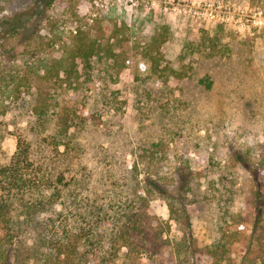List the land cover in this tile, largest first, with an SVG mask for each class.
<instances>
[{"label":"rangeland","instance_id":"374dc122","mask_svg":"<svg viewBox=\"0 0 264 264\" xmlns=\"http://www.w3.org/2000/svg\"><path fill=\"white\" fill-rule=\"evenodd\" d=\"M78 30L97 42L98 53L77 83L32 75L16 85L31 75L37 56L67 57ZM148 52L157 66L152 83ZM42 87L75 114L73 161L87 176L84 202H101L117 189L119 198L127 196L124 176L134 156L151 141L168 142V158L151 176L153 225L169 224L166 234L178 235L157 190L175 184L177 170L190 171L202 192L188 205L194 236L200 246L226 241L230 252L233 234L242 233L246 195L264 193V0H0V162L18 135L36 155L50 153L42 136L53 112L44 129L34 111ZM139 170L144 180L147 172ZM148 257L142 253L136 264H151ZM197 257L194 264H219L203 252ZM153 258L175 263L171 246Z\"/></svg>","mask_w":264,"mask_h":264},{"label":"trees","instance_id":"16d2710c","mask_svg":"<svg viewBox=\"0 0 264 264\" xmlns=\"http://www.w3.org/2000/svg\"><path fill=\"white\" fill-rule=\"evenodd\" d=\"M97 48L87 32L78 30L67 57L37 56L28 64L31 75L18 78L16 85L29 82L32 75L45 83H77L80 69L86 74L91 68ZM146 55V78L152 83L157 80L155 55ZM50 98L54 96L49 89L42 87L34 106L37 126L44 129L46 113L53 112L50 132L42 136L50 153L36 155L32 142L18 135L15 150L0 162V264H136L142 253L149 255L151 264H162L153 256L165 246H171L174 264H194L202 252L219 264L231 255L242 256L239 264H264V193L257 190L246 195L242 233L231 235L230 252L226 241L200 246L194 236L188 205L200 201L202 192L190 171L177 170L176 183L157 190L178 235L166 234L169 224L167 230L153 225L147 212L156 192L151 176H159L168 142L151 141L134 156L124 176L127 196L119 198L117 189L101 202H84L87 176L73 161L79 154V146L72 143L75 114ZM140 165L147 172L144 180L139 178ZM201 173L199 177L205 175Z\"/></svg>","mask_w":264,"mask_h":264}]
</instances>
